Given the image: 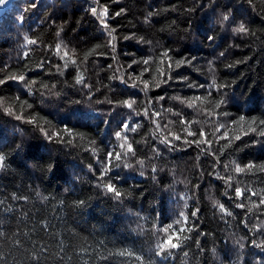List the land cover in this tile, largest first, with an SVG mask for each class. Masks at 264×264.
<instances>
[{"label": "trees", "instance_id": "16d2710c", "mask_svg": "<svg viewBox=\"0 0 264 264\" xmlns=\"http://www.w3.org/2000/svg\"><path fill=\"white\" fill-rule=\"evenodd\" d=\"M91 8L107 10L103 22ZM240 23L249 34L233 31ZM165 50L192 63L157 88L152 77ZM142 72L148 91L129 78ZM13 74L26 80L0 85V264H264V171L234 170L264 165V0H10L0 6V78ZM213 79L227 101L215 110L222 93L208 87ZM197 96L207 100L181 103ZM125 100L136 103H117ZM240 116L246 120L233 123ZM182 120L211 145L185 143L203 137L188 136ZM124 123L136 127L123 133L136 154L109 173L118 200L97 177L107 153L121 150ZM57 131L71 143L46 138ZM237 135L231 144L219 138ZM236 188L248 190L243 200ZM181 213L186 225L176 224ZM169 224L192 231L157 256Z\"/></svg>", "mask_w": 264, "mask_h": 264}, {"label": "snow or ice", "instance_id": "6c2138e0", "mask_svg": "<svg viewBox=\"0 0 264 264\" xmlns=\"http://www.w3.org/2000/svg\"><path fill=\"white\" fill-rule=\"evenodd\" d=\"M250 2H251V0H250ZM90 11L94 15H98L101 18L102 22L104 21L106 15H107V10L106 9L98 12V10L96 8H91ZM122 12H123V9H121V12L116 13V15H120ZM151 15H152V13H149V16H151ZM226 21H229V15H224L223 16V20H222L221 23L226 22ZM103 27L108 29L109 25L107 23H103ZM114 31H115V29H111L109 31V33H108V35L111 37V39L108 41V46H110L113 49V51H115V47H116L115 43L113 42V41H115L116 37L112 35V33ZM233 31L236 32V33H241V34H249V29L247 28V26L244 23H240L239 26L234 27ZM57 35H59V33ZM125 39H130V37H125ZM207 39L208 40H212L213 37L209 36V37H207ZM27 43L28 44H35L36 41L27 40ZM97 47H99V46H97ZM60 48H61V46L57 45V51L58 52L60 51ZM170 51L171 50H165V51H163L161 53V58L159 60V66L156 69V72H158L159 75L157 76L156 74H153L152 79L154 81H156L155 87H157V88L160 87V85L162 83H166L167 79H173V77L170 75L171 71H173L175 69H178V68H180L182 66H185L187 64H191L192 63V60L188 59L186 57H181V58L174 59L173 56L170 55ZM220 55L224 56V53L221 52ZM65 57L68 60H71V57L68 55L67 52L64 53V57H62V59L65 58ZM165 61H167L166 68L163 67V65L165 64ZM72 62L74 63L75 61H72ZM135 63H140V62L134 60L132 62V64H135ZM142 63L147 65V64L152 63V61L149 60V59H145V60L142 61ZM132 64H129L128 67L131 68ZM229 67H232V65H229ZM145 71H147V69H145ZM143 76H144V73L142 72L139 76H135V77L130 76L129 78L133 80V85H132L133 87H135L137 85V83H142V85H143L142 90L143 91H148L151 88V82L148 81V80H144ZM183 79L186 80L187 77H184ZM8 80H14V81H17V82H25L26 77L23 74H20V75L13 74L11 76H8L7 80L3 79V78H0V85L6 84L8 82ZM76 82L78 84L82 83L83 82V76L82 75H78ZM35 83H36V81L32 80L30 83H28L26 85V87L28 88L29 91H31V87ZM188 86L190 88L194 87V85H192V84H189ZM199 87H204V85H200ZM208 87L212 88L215 91H218V92L222 93L220 99L213 102L214 103V110L215 109H220L222 105L227 103L226 99L224 98L226 93L222 92V90L224 89L225 85L217 84L215 79H213L211 84L208 85ZM210 95H211V92L209 93V96ZM17 99H19V97ZM163 99H165V97H163V96L159 97V100H163ZM173 99H180V98L179 97H173ZM206 100H207V97H203L202 98L200 96H197V97H194V98H190L187 101L181 100V103H187L188 107H196L198 103L203 104ZM109 103H113V102L109 101ZM117 103L122 104L125 107L132 108V106L136 103V101L135 100H131V101L125 100V101L117 102ZM149 103H151V101H149ZM29 107H30V105H29ZM6 111H7L8 114H12V109L11 108L6 109ZM168 111H171V110L168 109ZM145 114L147 115V110H146ZM225 115H227V113H225ZM153 116L158 117L159 113H155L154 112ZM16 119H22V117L17 115ZM245 120H246V118L244 116H240L239 120L238 121H233V123H240V122H243ZM33 122H34L33 120H29L28 121V123H33ZM153 122H155V121H153ZM181 122L189 125V127H187L185 129V131L187 132L188 136H190V137H203V139L188 140V141H185V143H188V144L195 143L197 146H199L201 144L209 145V146L211 145L212 141L207 138V135L204 132V130H200L197 133V132L191 130L190 122L184 121V120H182ZM255 123H256V121L253 119L251 121V124H255ZM259 123L260 124H264V120H260ZM251 124L249 125V129L252 130V131H255L254 128H251ZM221 127H223V126L217 127L216 131L219 132L221 130ZM62 131H63V133L67 134L68 136H72L73 135V133H72V131L70 129L65 128ZM129 131L135 132L136 131V127H132L129 124L124 123L123 127H122V131H117L116 132V138L118 140L122 141V143H120V145H119V148L121 150L120 151H115V149H114L113 151L107 153L105 161L102 162V168H101L100 174L97 177V179L100 181V184L98 186L103 187L104 190L107 193L113 195L118 200L122 197L123 194H122L120 189H118L113 183H111V177H109V173L112 172L114 165L117 166V167L119 166L118 164H115L116 161H121V160L127 159L129 154H131L132 156H135V154H136L135 153V149L133 148L132 144L128 143L127 136L123 134V133L129 132ZM45 135H46V138L49 141H52V142H61V141H63V142H66V143H71V141H65L64 140V135H62L60 131H57V133H55V139H54L53 134H51V133L45 132ZM259 135L260 136H264V130H261L259 132ZM219 138H228L229 139V144H231L233 140H239L240 136L237 135V136L231 137V138H229L227 136H221ZM173 139L179 140V139H181V137L180 136H173ZM162 143L170 144L171 142H170V140H168L167 137H165L162 140ZM201 150L203 151V149H201ZM4 160H5V157L2 154H0V168L5 167ZM139 163H140L141 167H143L144 162L143 161H139ZM125 167H131V165L130 164H125ZM256 168H260V170L264 171V165H256V164H253V163H249V164L244 165V166L236 165L234 170H235L236 173L239 174V173H243L245 171L253 170V169H256ZM153 171H155V169H153ZM141 175H143V173H141ZM106 177L108 178L107 181L105 180ZM220 178L224 179V177H220ZM231 179H232L231 177H227L226 178V182L230 184L231 183ZM247 191H248L247 189L236 188L235 189V198L243 200L245 198V193ZM252 195H257V193L253 192ZM21 199H27V198L26 197H22ZM0 203H3V202L0 201ZM83 203H84V201H79L78 202V206L80 204H83ZM260 204L264 205V197H261ZM185 206H187V205H185ZM236 206L239 207V208H244L245 207V205L243 203L237 204ZM219 210L221 212L225 213L226 215H232L231 212H227L226 211L225 207L222 204L219 205ZM249 211H251V209H249ZM196 214H197L196 212H192L191 215L192 216H196ZM180 215H181V219L177 220L176 224H178V225H186L187 222H188L187 217H185L183 213H181ZM161 231L164 232L166 238L158 242V244H157L158 251L156 253L157 256H161L162 253H167V254L170 255L173 250L181 247V245L183 244V241L189 239V237L186 236V235H183V233L190 232V231H192V229L191 228H185L183 226L177 228V227H174V225L169 224L166 228L161 229ZM0 235H2V233H0ZM258 246L259 247H264V244L258 245ZM0 259H2V258H0ZM162 259L166 260L167 256H163Z\"/></svg>", "mask_w": 264, "mask_h": 264}, {"label": "rangeland", "instance_id": "374dc122", "mask_svg": "<svg viewBox=\"0 0 264 264\" xmlns=\"http://www.w3.org/2000/svg\"><path fill=\"white\" fill-rule=\"evenodd\" d=\"M9 2H10V0H4V2L2 3V5H3V4H8ZM2 5H1V6H2Z\"/></svg>", "mask_w": 264, "mask_h": 264}, {"label": "water", "instance_id": "95a60500", "mask_svg": "<svg viewBox=\"0 0 264 264\" xmlns=\"http://www.w3.org/2000/svg\"><path fill=\"white\" fill-rule=\"evenodd\" d=\"M3 2H4V0H0V6L2 5Z\"/></svg>", "mask_w": 264, "mask_h": 264}]
</instances>
